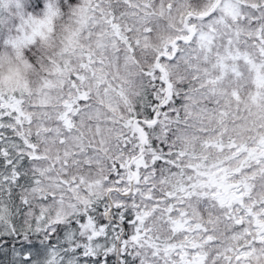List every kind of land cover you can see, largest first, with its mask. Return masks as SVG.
<instances>
[{"label":"snow or ice","instance_id":"obj_1","mask_svg":"<svg viewBox=\"0 0 264 264\" xmlns=\"http://www.w3.org/2000/svg\"><path fill=\"white\" fill-rule=\"evenodd\" d=\"M29 3L0 264H264V0Z\"/></svg>","mask_w":264,"mask_h":264},{"label":"clouds","instance_id":"obj_2","mask_svg":"<svg viewBox=\"0 0 264 264\" xmlns=\"http://www.w3.org/2000/svg\"><path fill=\"white\" fill-rule=\"evenodd\" d=\"M0 84L5 89L33 87V69L18 61L9 51L0 52Z\"/></svg>","mask_w":264,"mask_h":264},{"label":"rangeland","instance_id":"obj_3","mask_svg":"<svg viewBox=\"0 0 264 264\" xmlns=\"http://www.w3.org/2000/svg\"><path fill=\"white\" fill-rule=\"evenodd\" d=\"M22 4L25 5L24 9L27 13H24L22 10L23 8H18L17 10H13L14 14L9 16V24L6 27V31L4 32L5 35L2 37L0 41V52L9 51L10 52V45L6 43L8 40L14 38L19 34V28L23 24L24 19L28 16H35L36 13L32 12L30 9L29 0H20ZM48 3H53L56 6H60L61 0H46ZM22 11V12H21ZM35 14V15H34Z\"/></svg>","mask_w":264,"mask_h":264},{"label":"trees","instance_id":"obj_4","mask_svg":"<svg viewBox=\"0 0 264 264\" xmlns=\"http://www.w3.org/2000/svg\"><path fill=\"white\" fill-rule=\"evenodd\" d=\"M25 5L20 2V0H14L13 3H10L8 8H0V41L2 37L5 35L6 27L9 24V16L14 14L13 10H17L18 8L24 9ZM24 13L29 14L24 10ZM21 11V12H22ZM35 15V14H34Z\"/></svg>","mask_w":264,"mask_h":264}]
</instances>
